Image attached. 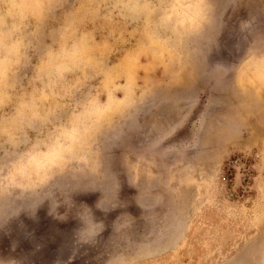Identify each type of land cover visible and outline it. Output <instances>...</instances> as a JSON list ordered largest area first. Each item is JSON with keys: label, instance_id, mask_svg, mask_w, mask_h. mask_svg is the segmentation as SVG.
Returning <instances> with one entry per match:
<instances>
[{"label": "rangeland", "instance_id": "rangeland-1", "mask_svg": "<svg viewBox=\"0 0 264 264\" xmlns=\"http://www.w3.org/2000/svg\"><path fill=\"white\" fill-rule=\"evenodd\" d=\"M110 4L66 0L49 22L79 15L99 58L49 108L95 93L104 118L55 178L66 196L79 190L76 207L61 205L60 220L46 201L6 223L0 264H106L113 252L135 264H264V0H211V21L174 46L149 45ZM103 195L101 207L119 206L97 208ZM81 204L105 225L95 244L77 243Z\"/></svg>", "mask_w": 264, "mask_h": 264}, {"label": "clouds", "instance_id": "clouds-1", "mask_svg": "<svg viewBox=\"0 0 264 264\" xmlns=\"http://www.w3.org/2000/svg\"><path fill=\"white\" fill-rule=\"evenodd\" d=\"M66 0H0V229L22 212L35 217L47 201L49 215L64 220L61 205L76 207L55 178L80 154L92 125L102 121L95 93L76 95L67 111L50 109L56 93L72 95V78L98 63L93 38ZM111 7L142 26L149 45L174 46L205 28L212 19L211 0H111ZM27 77V79H25ZM30 86L27 90L25 85ZM92 191L103 189H89ZM107 212L119 206L118 200ZM83 226L77 243L95 244L105 230L87 204L76 208ZM120 217L114 224V232ZM106 264H135L134 253L113 252Z\"/></svg>", "mask_w": 264, "mask_h": 264}]
</instances>
